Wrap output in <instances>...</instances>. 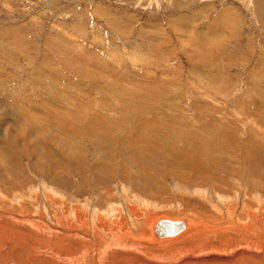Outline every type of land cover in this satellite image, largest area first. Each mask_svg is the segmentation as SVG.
<instances>
[{
  "label": "rangeland",
  "instance_id": "374dc122",
  "mask_svg": "<svg viewBox=\"0 0 264 264\" xmlns=\"http://www.w3.org/2000/svg\"><path fill=\"white\" fill-rule=\"evenodd\" d=\"M51 107L77 118L68 115L70 125L63 127L60 114L45 118ZM15 116V131L42 128L40 137L65 157L55 154L52 163L66 174L54 181L46 164L48 174L14 145L4 149L0 139V180L9 182L8 192L56 184L64 199L76 201L116 188L118 172L96 168L108 154L118 168L123 162L137 169L140 188L152 187L156 196L170 194L174 183L185 185L180 172L173 174L180 166L204 162L202 170L212 173L205 161L233 168L224 159L239 153L243 162L251 161L243 151L260 148L263 167L264 0H0V130ZM71 126L84 130L85 177L66 143H52L56 127ZM25 139L50 160L36 137ZM124 140L132 145L121 146ZM135 148L146 155L135 159ZM6 152L11 156L4 160ZM244 167L240 179L248 185L247 175L258 176ZM233 176L226 186L238 178Z\"/></svg>",
  "mask_w": 264,
  "mask_h": 264
},
{
  "label": "bare ground",
  "instance_id": "6f19581e",
  "mask_svg": "<svg viewBox=\"0 0 264 264\" xmlns=\"http://www.w3.org/2000/svg\"><path fill=\"white\" fill-rule=\"evenodd\" d=\"M51 108L52 112L45 115V118H55L60 114L57 119L64 123L63 127H68L70 121L67 118L71 113L57 112L55 107ZM94 114L100 115L98 112ZM71 118L77 117L72 115ZM18 119L19 116L7 119L9 121L1 128L0 139L3 140V148H7L6 144H12L29 154L32 165H39L41 172L45 170L46 164L54 173L53 180L58 181L66 172L64 169L58 170L52 162L55 154L59 160L65 157L61 153L58 154L57 150H52L46 139L40 137L42 128L37 129V125L15 131ZM7 126H10L9 132L6 130ZM71 127L73 128L71 130L56 127L52 143L56 146L66 143L67 152L73 157L76 155L74 160L79 170L77 172L85 177L84 170L88 158L84 153L88 150L86 144L80 142L84 130ZM22 130L26 134H23ZM94 130L107 135L103 129ZM27 134L29 139L36 137L35 145L39 146L42 152L48 151L51 154L50 160L43 154L29 149L25 139ZM126 141L124 140L121 146L127 147L132 143ZM260 150L259 148L252 152L243 151L248 153L251 161L243 162L244 158L237 152L236 157L229 156L228 159H224L222 164L228 161L233 168L222 166L220 161H217L218 165L216 161L213 162L214 159L213 165H210L209 160L205 161V165L212 173L202 170L201 166L204 163H201L202 159L198 161L201 163L200 167L180 166L178 173L171 170L175 175L181 173L179 177L181 176L185 183L167 185L172 195L171 193L165 195L166 192L163 191L156 196L154 191L152 193L149 191L152 187L143 185L144 187L140 188L141 180L136 178L137 169H129L123 162L118 168L111 154L112 157L108 154L105 162L96 165V168L103 172L106 168L118 172L117 187L106 186L81 200L64 199L62 196L64 193L54 188L56 184L48 188L43 183L40 186L28 184L24 191L8 192L6 190L10 189L9 182L1 179L0 264H264V166L260 167L262 158L257 154ZM143 153L145 150L139 148L132 150L135 159H139ZM2 155L0 142V158ZM244 155L246 157V154ZM10 156L11 154L6 152L4 160ZM216 166L218 168H215ZM242 166H246L244 168L258 178L247 175L246 179H243L250 184L245 185L240 179ZM46 171L45 174H48L49 171ZM233 174L238 175V178L236 180L232 178L231 186H226L225 181ZM200 177L204 179L201 180ZM142 179L154 186V183L148 181L149 178ZM40 181L42 182V179ZM105 182L110 185L112 179ZM160 183L157 188L162 189L166 186ZM140 189L143 192H140ZM102 191L104 199L101 198Z\"/></svg>",
  "mask_w": 264,
  "mask_h": 264
}]
</instances>
